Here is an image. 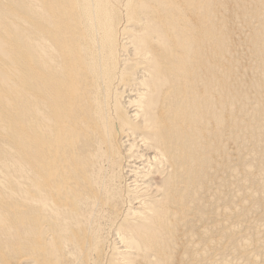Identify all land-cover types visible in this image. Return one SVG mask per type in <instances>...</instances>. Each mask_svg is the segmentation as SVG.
I'll return each instance as SVG.
<instances>
[{"label":"bare ground","instance_id":"1","mask_svg":"<svg viewBox=\"0 0 264 264\" xmlns=\"http://www.w3.org/2000/svg\"><path fill=\"white\" fill-rule=\"evenodd\" d=\"M226 2L0 0V135L13 134V141L8 140L20 167L13 162L12 167L20 175L24 195L23 205L7 212L25 226L26 251L33 252V260L11 264H94L89 252L103 237L104 212L93 205L102 196L98 185L102 173L95 169V161L87 165L84 144L93 146L92 159L103 150L129 145L127 168L118 172L130 180L125 215L139 218V235L160 225V216L174 213L179 194L167 189L166 203L160 210L154 208L150 202L159 199L149 198L158 191L151 190L153 172L171 171L168 178L182 180L184 187L196 180V171L202 175L212 170L200 161L201 155L220 156L237 137L235 131L229 138L221 136L228 114L236 109L229 112L226 106L234 97L226 89L235 88L227 83L229 76L225 79L227 45L223 58L218 53L224 44L218 30L230 21L219 17L217 4L223 7ZM17 109L30 116L28 133L19 125ZM63 144L69 147L70 158L57 161L54 149ZM216 164L225 165L222 160ZM105 194L114 200L110 190ZM108 219L109 226L115 220L112 213ZM0 223L10 230L6 222ZM151 240L146 234L144 249H150ZM57 241L59 248L50 251ZM130 250L120 252L141 258ZM3 252L0 245V262ZM217 254L210 253V258ZM154 257L158 260L157 254Z\"/></svg>","mask_w":264,"mask_h":264},{"label":"rangeland","instance_id":"2","mask_svg":"<svg viewBox=\"0 0 264 264\" xmlns=\"http://www.w3.org/2000/svg\"><path fill=\"white\" fill-rule=\"evenodd\" d=\"M226 3L227 5L223 7L217 4L219 17L230 21L226 28L218 30L217 36H222L224 43L218 53L222 58L224 56V59H227L225 66H228V70H224L227 72H224V75L227 74L225 79L229 76L226 79L227 83L235 87L226 89L228 95L229 93L234 95L226 106L228 111L233 106L236 109L232 108V113L228 114L227 128L222 131L221 136L229 138V132L235 131L236 134L233 132V135L237 137H232V141L228 140L230 144L221 149L220 156L210 152L201 155L200 161L212 170H206L202 175H197L196 171V180L191 184L180 187L182 180L177 179L173 182L168 178L171 171L165 174L160 172L151 174V190L157 188L158 191L149 198L150 200L156 198L159 201L147 202L152 203L154 208L160 210L162 204L166 203L163 194L167 189L171 188L170 194L175 190L179 194L173 203L174 213L160 216L161 224L154 225L143 235H139L136 231L139 228L136 220L139 218L125 215L128 210L127 198L131 196L130 188L126 184L130 180L125 179V173L118 172L122 167L127 168L126 150L129 145L121 144L111 152L103 150L96 159H92L89 150L93 146L84 144L83 152L87 165L95 161V169L102 173L98 185L103 189L101 198L93 204L104 212L103 216L100 215L103 237L98 238L96 241L98 244L91 251L89 250L93 256L91 263L95 259L94 264H111L112 261L113 264H264V65L262 64L264 63V0H231V2L227 0ZM19 35L21 38L24 37L22 34ZM19 48L26 53L25 47ZM224 48L226 49L224 52L228 51L226 56L223 52ZM231 61L232 67L229 66ZM234 74L235 79L232 77ZM234 90L237 91L236 94ZM16 111L20 115L19 125L23 133H28L30 116L22 109ZM235 119L238 120L234 124ZM255 128L258 130H254ZM253 133L256 138L252 137ZM78 134L79 132L76 131L75 135ZM21 137L23 138V135ZM8 138L13 141V134L1 133L0 159L3 162H0V191L3 194L0 196V211L6 215H0V221L6 222L11 227L8 231L0 223V245L5 254L0 264L22 263L27 261V258L33 260L30 256L33 252L26 251L27 237L26 230L23 229L25 226L12 220L10 213L7 212L8 208L16 207L18 203L23 205L24 199L20 175L16 174L12 167L13 162L19 169L20 158ZM77 138L78 136L75 139ZM95 147L100 148L98 144ZM90 153L92 154V151ZM70 155L66 144L56 147L53 152V158L57 161H64L70 158ZM216 157L218 159H215ZM114 159L115 164L112 162ZM219 160L224 161L225 165H217ZM217 170L221 171L214 172ZM109 190L114 195L112 201L105 194ZM93 205L86 208L89 209ZM112 205L116 209H111ZM110 212L115 220L108 226ZM129 222L132 225H125ZM146 234L152 236L151 247L148 250L143 248ZM118 237L123 239L124 246L119 243ZM129 242L134 246L129 245ZM67 243L71 247L74 246L72 240H68ZM135 247L140 250H134ZM161 247L164 253L160 255ZM58 248L59 241L57 245H52L50 251ZM131 248L134 249L130 250ZM129 250L133 251V256L141 258L134 260L131 256H124L120 252H129ZM210 253L218 254L211 259ZM156 254L158 260L154 257Z\"/></svg>","mask_w":264,"mask_h":264}]
</instances>
